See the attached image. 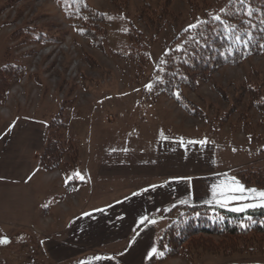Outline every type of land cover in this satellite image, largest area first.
<instances>
[{
  "label": "rangeland",
  "instance_id": "rangeland-1",
  "mask_svg": "<svg viewBox=\"0 0 264 264\" xmlns=\"http://www.w3.org/2000/svg\"><path fill=\"white\" fill-rule=\"evenodd\" d=\"M233 1L87 0L89 6L109 12L119 2L131 12L165 6L167 23L147 43L148 59L138 72L129 59L95 46V34L89 37L79 32L64 12V0H0V65L9 60L26 68L0 104V240L7 241L0 243V264H66L91 257L102 261L135 248L138 241L139 245L144 240L148 245L150 239L156 242L160 230L178 213L174 204L196 202L191 193L178 194L173 182L202 172L193 166L171 170L165 182L173 181V202L140 220L131 234L120 236V228L131 220L124 206H134L140 194L162 179L156 174L162 143L168 148L176 146L173 151L208 145L211 151L216 149V160L222 150H233L230 160L228 152L221 153L224 159L218 160L216 168L264 162L261 141L245 144L241 130L232 132L226 125L213 130L208 121L171 98L160 95L150 102L146 95L171 39L200 19L219 16ZM17 28L24 29L20 30L25 38L12 36ZM144 32L148 37L151 29ZM252 69L264 75V52L221 66L207 81L184 93L212 117L216 108L223 110L228 105L216 85L231 97L234 86ZM60 111L68 123L66 133L79 143V162L68 171H47L38 164V156L48 122ZM236 116L232 112L230 118ZM74 179L80 182L67 190L65 184ZM183 186L190 189L191 184L187 181ZM254 202L258 200H236L224 207ZM85 244L89 248L60 256L63 250ZM149 257L148 252L142 262ZM242 262L264 264V255L202 253L190 261L180 254L148 264Z\"/></svg>",
  "mask_w": 264,
  "mask_h": 264
},
{
  "label": "trees",
  "instance_id": "trees-1",
  "mask_svg": "<svg viewBox=\"0 0 264 264\" xmlns=\"http://www.w3.org/2000/svg\"><path fill=\"white\" fill-rule=\"evenodd\" d=\"M64 2V12L79 32L89 37L95 34L92 41L95 46L107 54L129 59L138 72L148 59L147 43L155 40L159 29L167 23L164 5L131 12L119 2L115 11L109 12L89 6L87 0ZM219 17L200 19L195 28L186 27L171 39L167 54L154 70L146 95L150 102L160 95L171 98L187 112L208 121L213 130L224 125L232 132L241 130L246 135L245 144L261 141L263 146L259 151L264 153V75H260L261 71L248 70L234 86L231 97L226 89L216 85L228 105L223 110L216 108L212 117L206 108L184 93V89H194L207 81L221 66L238 64L264 52V0H234ZM21 28L14 30L12 36H22L24 29ZM146 29H151L148 37ZM25 73L21 62L6 60L0 65V104L8 96L10 86ZM232 112H237L235 119L230 118ZM256 113L258 119H255ZM67 125L61 111L48 122L46 141L38 156V164L47 171L59 168L68 171L79 162V143L66 133ZM67 153L69 158L64 159ZM228 173L245 186L264 187V162L239 165ZM79 182L68 181L66 189L74 188ZM173 208L178 209L177 215L160 230L157 252L143 264L180 254L190 261L202 253L264 255V207L234 212L215 203L194 202L176 203Z\"/></svg>",
  "mask_w": 264,
  "mask_h": 264
},
{
  "label": "crops",
  "instance_id": "crops-1",
  "mask_svg": "<svg viewBox=\"0 0 264 264\" xmlns=\"http://www.w3.org/2000/svg\"><path fill=\"white\" fill-rule=\"evenodd\" d=\"M172 146L173 144L170 145V147ZM175 147L176 146L172 148H168L167 144L165 143H162L160 145L158 152L159 170L157 169L156 174L162 177V179L160 180L161 185L159 186L160 184L159 183L155 185V187H150L149 190L147 189V191H145L143 194H140L139 200L135 202L136 204L134 206H129L127 208L126 206H124L123 212L125 211L126 215H129L131 220L129 221L128 226L120 228L118 232L120 236L131 234L136 228V226L139 224L140 220H144L152 215H156L157 213H159L157 211L165 208L166 205H169L173 202L172 200L173 198H171V193L173 192L172 188L174 186L172 187L170 186L173 181L170 184H166L167 182H165V180L167 179V174L170 173L171 170H176L181 167L187 168L192 166L194 167L193 169L197 171L202 170V172L200 173L198 172V174L192 175L191 177L187 175V173H185L183 176L187 175V179L178 178L173 182V183H177L176 185H177L178 194L191 193L193 199L196 200V202H209V203H215L221 205L220 203H217V200H222L224 199V197L221 196L220 194L219 195L217 194L214 197L213 195L214 185L217 186V192L220 193L223 192L226 196L242 195L241 193H232L228 191L229 188L234 187V185L231 183V178L234 176L229 174L228 170L237 167L236 164L233 165L232 163H227L229 165H225L223 167L221 165L219 168H216L217 166H219L218 164L219 161L224 159L221 156V153L228 152L227 159H229L231 157L230 153L233 152V150L231 151H228L227 149L222 150V152L219 153L220 159L216 160L215 159L216 149H213V151H211V149L208 148V145L206 149L204 147L200 148L199 146H197L195 148L189 147L185 150L181 148H177L175 151H173L172 149ZM206 151H209V153L211 154L206 153ZM235 179L238 181L237 178ZM187 181H189V183L191 184L190 189H188V187L186 186H183V183ZM239 183L242 184L240 181ZM244 187L246 189L255 188L258 190H264V187L256 188L253 186H245V185ZM235 201L236 200H229L228 202H235ZM182 203H188V202H182ZM153 242L150 239L148 245V241L144 240L139 245L140 241H138L135 248L130 247L127 251L123 252V254L118 253L119 254L118 256L116 255L112 256L113 259L105 258L102 261H98L96 258L91 257L83 261H78L75 264H143L142 259L145 258L148 252L150 253L152 249L156 247V242L154 243ZM142 245L148 246L147 249L146 248L142 249L141 247ZM87 248H89V245L87 244H85L84 247L81 245L73 248L70 247L66 249V252H64V250L61 252V254L63 255L60 254L59 255L64 257L71 256L74 255V253ZM118 259L120 260V262H118Z\"/></svg>",
  "mask_w": 264,
  "mask_h": 264
},
{
  "label": "snow or ice",
  "instance_id": "snow-or-ice-1",
  "mask_svg": "<svg viewBox=\"0 0 264 264\" xmlns=\"http://www.w3.org/2000/svg\"><path fill=\"white\" fill-rule=\"evenodd\" d=\"M215 18L220 19L219 16ZM195 27H196L195 24L189 25V28H195ZM199 143L204 144L206 143V141H199ZM77 175L79 174L77 173ZM231 183L234 185V187L229 188L228 191L232 193H241L242 195L226 196L223 192L219 193L221 196L224 197V199L222 200H217V203H220L222 207L227 206V203L229 200H258V202L243 203L240 206L231 208L230 210L234 212H243L247 208L264 207V190H257L255 188L246 189L244 185L240 184L239 181L235 179V177L231 178ZM152 187H155V185H153ZM244 193H247L248 195H243ZM136 194L137 193H134L133 195H136ZM213 195L214 197L217 195V186L215 185L213 186ZM6 242H7L6 240H0V243H6ZM156 252L157 250L153 248L152 251L149 253V255H152ZM159 254L163 255V253H159ZM97 259H100V257H97Z\"/></svg>",
  "mask_w": 264,
  "mask_h": 264
}]
</instances>
